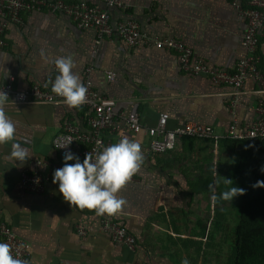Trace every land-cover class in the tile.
Instances as JSON below:
<instances>
[{
  "label": "crops",
  "instance_id": "1",
  "mask_svg": "<svg viewBox=\"0 0 264 264\" xmlns=\"http://www.w3.org/2000/svg\"><path fill=\"white\" fill-rule=\"evenodd\" d=\"M231 1L124 0L123 8L111 10L112 22L133 18L144 32L181 40L211 66L231 71L245 55L247 28L245 17ZM5 38L0 84L15 75L19 90L35 83L49 87L59 74L53 61L71 56L81 82L89 69L95 88L117 101V125H125V117L133 112L140 113L144 125L140 132L126 135L141 144L144 162L136 180L118 193L126 205L114 216L135 235L136 246L130 248L116 244L104 232L101 220L108 215L70 205L58 182L53 183L51 165L64 164L54 138L65 120L83 123L86 111L66 104L6 103L16 133L14 141L0 145V222L9 223L31 243L29 264H181L185 258L189 264H228L231 246L225 251L224 230L237 228L241 212L231 228L226 210L211 197L226 181L229 157L235 164L239 158L255 161V154L226 138L196 137L179 138L173 150L156 153L147 128L167 112L169 128L195 121L228 129L233 120V86L185 73L173 50L144 43L131 47L118 37L98 41L96 30L79 29L61 13H29L23 24L8 27ZM259 55L264 71V38ZM108 72L116 74L113 80ZM261 101L264 93L259 84L247 80L237 105L240 123L259 118L256 108ZM105 137L110 144L121 138L115 129L107 130ZM12 143L27 149L30 157L24 163L10 158ZM43 160L47 163L39 164ZM36 169L50 174L42 193L21 187L22 174ZM79 226L87 228L86 236L78 234Z\"/></svg>",
  "mask_w": 264,
  "mask_h": 264
},
{
  "label": "built area",
  "instance_id": "2",
  "mask_svg": "<svg viewBox=\"0 0 264 264\" xmlns=\"http://www.w3.org/2000/svg\"><path fill=\"white\" fill-rule=\"evenodd\" d=\"M232 4L243 15L247 28L243 37L245 55L238 61L233 70H224L208 64L203 58L195 55L194 50L181 40L173 37H155L144 32L133 18L113 23L111 10L123 8L124 0H0V51L6 46V31L11 24H23L24 16L29 13L55 12L66 15L79 29L92 28L96 30L98 41L118 37L131 47L141 43L153 45L159 49L175 51L179 56L181 69L191 75H204L214 84H227L233 86L231 112L233 120L228 129L216 128L209 124L187 121L175 128L168 127L169 114L162 112L158 123L147 128L151 136L150 147L153 152L166 153L173 150L176 142L182 137H196L202 139L219 140L220 138L237 140H256L264 138V101L257 106L260 113L258 119L240 123L237 113L239 96L244 93L247 80L254 79L259 84V91L264 93V71L261 68L259 46L264 38V0H232ZM91 71V70H90ZM116 74L108 72L109 80ZM55 79H52L54 82ZM17 77L11 75L9 79L0 84V90L8 94V101L14 104H65L62 97L51 91V85L45 87L40 83L33 84L28 90L16 88ZM82 83L87 88V99L79 108L86 111L83 123L67 119L62 130L53 141L56 151L63 158L67 151L77 155L83 162L85 155L91 153L93 158L109 146L105 132L115 129L120 137L140 132L144 125L139 112L128 114L126 124L117 125L118 112L115 109L117 101L99 92L88 74ZM69 140L72 142L60 148ZM47 161H39L45 164ZM50 164V162H48ZM54 170L63 167L62 163L51 165ZM139 173V171H138ZM138 173L130 181L136 180ZM50 181V174L36 169L33 172L22 174L21 187L30 193H42ZM88 210V209H85ZM115 216V215H114ZM114 216H105L101 220L104 232L108 233L116 244L135 248L137 239L126 226ZM87 228L78 227V234L87 235ZM0 243L10 245L15 258L28 262L32 260L31 243L23 239L7 222H0Z\"/></svg>",
  "mask_w": 264,
  "mask_h": 264
},
{
  "label": "clouds",
  "instance_id": "3",
  "mask_svg": "<svg viewBox=\"0 0 264 264\" xmlns=\"http://www.w3.org/2000/svg\"><path fill=\"white\" fill-rule=\"evenodd\" d=\"M41 55H44L43 50ZM53 63L59 74L52 82L51 91L62 97L68 107L79 108L86 102L87 88L73 71V58L62 56L56 58ZM8 99V94L0 90V145L14 141L16 133V125L5 111ZM71 142L72 140H69L60 148L67 147ZM29 157L27 149L21 144L12 143L10 158L24 163ZM63 160V167L53 173V183L58 182L63 199L81 210L95 211L98 216H114L126 205V201L119 197L118 193L138 173L144 162V154L140 143L122 136L118 142L103 147L95 158L91 153H87L81 162L77 155L67 151ZM72 160H75V163H68ZM261 170L264 171V168ZM225 182L230 183L231 180L227 179ZM252 187L264 188V180L256 181ZM245 193L246 189L234 186L222 192L219 197L213 193L211 199L214 202L232 201L234 197ZM0 264L28 262L15 258L9 244L0 243ZM181 264H189L188 259H183Z\"/></svg>",
  "mask_w": 264,
  "mask_h": 264
},
{
  "label": "trees",
  "instance_id": "4",
  "mask_svg": "<svg viewBox=\"0 0 264 264\" xmlns=\"http://www.w3.org/2000/svg\"><path fill=\"white\" fill-rule=\"evenodd\" d=\"M242 150L255 154L252 179L243 195L241 218L236 228V251L233 264H264V188H253L264 180V138L256 140L225 139ZM255 149L256 153L253 151Z\"/></svg>",
  "mask_w": 264,
  "mask_h": 264
},
{
  "label": "rangeland",
  "instance_id": "5",
  "mask_svg": "<svg viewBox=\"0 0 264 264\" xmlns=\"http://www.w3.org/2000/svg\"><path fill=\"white\" fill-rule=\"evenodd\" d=\"M253 151L256 153L255 149ZM227 167L225 168L226 180H231L230 183L221 182L218 184L217 197L221 195L222 192L230 189L231 187L237 186L246 189L252 179V172L254 168L255 161H245V159L239 158L234 164L232 157L228 158ZM237 174H241L240 177H235ZM235 175V176H233ZM232 176V177H230ZM243 203V195H238L233 198L232 201L217 200L216 204L221 205L223 209L226 210L228 219L230 220L229 226H233V222L239 220V215L241 212V206ZM224 239H226L225 251L229 250L231 246V255L229 257L228 264H233L235 258L236 249V229L228 228L224 230ZM230 251V250H229ZM227 264V263H225Z\"/></svg>",
  "mask_w": 264,
  "mask_h": 264
}]
</instances>
